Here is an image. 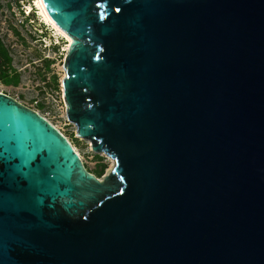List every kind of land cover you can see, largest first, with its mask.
Masks as SVG:
<instances>
[{
	"label": "water",
	"instance_id": "1",
	"mask_svg": "<svg viewBox=\"0 0 264 264\" xmlns=\"http://www.w3.org/2000/svg\"><path fill=\"white\" fill-rule=\"evenodd\" d=\"M100 180L0 93V264H264V0H41Z\"/></svg>",
	"mask_w": 264,
	"mask_h": 264
},
{
	"label": "rangeland",
	"instance_id": "2",
	"mask_svg": "<svg viewBox=\"0 0 264 264\" xmlns=\"http://www.w3.org/2000/svg\"><path fill=\"white\" fill-rule=\"evenodd\" d=\"M35 2L0 0V92L61 130L82 156L87 170L103 180L112 171L110 159L77 136L66 113L64 62L70 43L43 22ZM29 7L34 11L29 12Z\"/></svg>",
	"mask_w": 264,
	"mask_h": 264
},
{
	"label": "bare ground",
	"instance_id": "3",
	"mask_svg": "<svg viewBox=\"0 0 264 264\" xmlns=\"http://www.w3.org/2000/svg\"><path fill=\"white\" fill-rule=\"evenodd\" d=\"M36 2V7H37V9H38V11H39V13H38V15H39V17L43 20V22L44 23H46L48 26H51V27H53L54 28V31L55 32H57L58 33V35H62L64 38H66L67 39V41L69 42V43H71V41H72V39H71V37L70 36H68L64 31H62L61 29H59V27H57V25H55L51 20H50V18H49V16L47 15V13H46V11H45V9H44V7H43V5H42V3H41V0H35ZM30 8V7H29ZM32 8V7H31ZM30 8V10H29V12H31V9ZM69 47V46H68ZM68 47H67V49H68ZM1 93V92H0ZM4 94V93H3ZM59 130V129H58ZM60 132H61V130H59ZM62 133V132H61ZM63 134V133H62ZM64 135V134H63ZM65 136V135H64ZM66 137V136H65ZM67 138V137H66ZM68 139V138H67ZM83 139V138H82ZM69 140V139H68ZM85 140V139H84ZM71 143V142H70ZM72 146H73V144H72ZM73 148L75 149V151L79 154V152H78V150L76 149V147L75 146H73ZM102 154H104V153H102ZM79 156L81 157V159H82V161H83V163H84V160H83V158H82V156L79 154ZM108 157V156H107ZM109 159H110V161H111V164H112V166H111V169H113V167H114V162H113V160L110 158V157H108ZM101 180V179H100Z\"/></svg>",
	"mask_w": 264,
	"mask_h": 264
}]
</instances>
